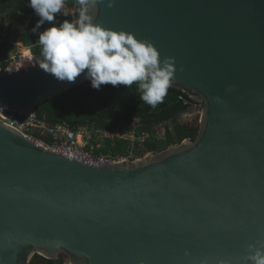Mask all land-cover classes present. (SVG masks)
I'll list each match as a JSON object with an SVG mask.
<instances>
[{
    "label": "water",
    "instance_id": "water-1",
    "mask_svg": "<svg viewBox=\"0 0 264 264\" xmlns=\"http://www.w3.org/2000/svg\"><path fill=\"white\" fill-rule=\"evenodd\" d=\"M103 0L105 28L174 58L169 88L203 104L198 136L89 165L0 121V264H251L264 247V0ZM87 70H85V73ZM38 65L0 75V105L34 115L89 80ZM36 264H43L36 262Z\"/></svg>",
    "mask_w": 264,
    "mask_h": 264
},
{
    "label": "trees",
    "instance_id": "trees-1",
    "mask_svg": "<svg viewBox=\"0 0 264 264\" xmlns=\"http://www.w3.org/2000/svg\"><path fill=\"white\" fill-rule=\"evenodd\" d=\"M78 9V0H65L64 9L56 15V24L65 19L75 20ZM37 20L39 17L29 6L28 0H0V29L6 30L8 38L16 43L21 42L26 46L34 44L38 34H34L31 30ZM5 24H10L8 29L4 27ZM13 26L18 27V30L12 31ZM50 26V23L46 22L39 31ZM14 48L15 46L9 44L0 47L2 69L8 66L9 52ZM36 53L39 54V51L36 50ZM195 104L197 103L182 92L168 88L163 103L153 108L140 99L136 84L131 88L107 84L96 90L88 81L38 106L36 116L39 121L51 127L65 125L73 130L87 127L90 130L108 133L113 137L103 142L102 147L96 152L98 155L129 157L131 160V154L134 152L132 159L136 160L151 152H161L187 139L195 141L199 123L181 121L182 115ZM124 125H135L130 131L121 132L122 135H129L132 131L136 138L135 142L117 135V130ZM158 127L164 128V136L161 139H158L156 131ZM40 137L49 144L52 143L46 136ZM142 137L146 139L141 143ZM140 146L143 148L135 151V148ZM64 258L66 257L62 256L57 261H48L36 255L30 264H36L38 260L43 264H64Z\"/></svg>",
    "mask_w": 264,
    "mask_h": 264
},
{
    "label": "clouds",
    "instance_id": "clouds-1",
    "mask_svg": "<svg viewBox=\"0 0 264 264\" xmlns=\"http://www.w3.org/2000/svg\"><path fill=\"white\" fill-rule=\"evenodd\" d=\"M103 0H78L75 20L52 23L65 7V0H28L39 17L32 28L38 34L41 59L36 64L59 81L74 82L85 73L91 87L137 85L140 99L155 108L163 103L174 79V58L162 61L149 40H140L131 32L116 31L96 22L94 10ZM109 7L112 0H109ZM46 22L50 27L39 31ZM135 118V117H134ZM246 262L264 264V247L249 245Z\"/></svg>",
    "mask_w": 264,
    "mask_h": 264
},
{
    "label": "built area",
    "instance_id": "built-area-1",
    "mask_svg": "<svg viewBox=\"0 0 264 264\" xmlns=\"http://www.w3.org/2000/svg\"><path fill=\"white\" fill-rule=\"evenodd\" d=\"M77 6H75V9ZM9 44L15 46L9 52V64L5 69L0 67V75L5 73L24 72L30 67L36 66L41 59V45L38 36L35 37L32 46L16 43L8 38L6 30L0 29V47ZM39 51V54L36 53ZM0 121L17 128L37 144L64 155L69 158L80 160L89 165H109L129 160V157H115L98 155L96 152L102 147L107 138L113 136L100 130H90L87 127L78 130L70 129L65 125L49 126L39 121L37 116L23 110L9 108L0 105ZM40 136H46L52 143H48Z\"/></svg>",
    "mask_w": 264,
    "mask_h": 264
},
{
    "label": "rangeland",
    "instance_id": "rangeland-1",
    "mask_svg": "<svg viewBox=\"0 0 264 264\" xmlns=\"http://www.w3.org/2000/svg\"><path fill=\"white\" fill-rule=\"evenodd\" d=\"M53 23H56V22H53ZM8 25H10V24H5L4 27L6 29H8ZM14 29L15 30H18V27L13 26L11 30L14 31ZM203 108H204V105L203 104H195V105H193L189 109V111L187 113H185L184 115H182L181 121L184 122V123H195V122H198L199 123L200 116H201V113H202ZM133 127H135V125H133V126L132 125H124L122 128H120L119 130H117V135L119 137L128 138L131 142H135L136 138L132 134V131H131V133L129 135L128 134H126V135H122L121 134V132L130 131L131 128H133ZM156 131L158 133V139L163 138V136H164V128L163 127H158V128H156ZM142 138L143 139H141V143L144 142V140L146 139L145 137H142ZM140 147L135 148V151H138V150H140V149L143 148V147H141V148ZM147 155H145L144 157H146ZM132 156H134V152L131 154V160H133L132 159ZM144 157H142V158H144ZM142 158H138V159H142Z\"/></svg>",
    "mask_w": 264,
    "mask_h": 264
},
{
    "label": "crops",
    "instance_id": "crops-1",
    "mask_svg": "<svg viewBox=\"0 0 264 264\" xmlns=\"http://www.w3.org/2000/svg\"><path fill=\"white\" fill-rule=\"evenodd\" d=\"M53 22H55V21H53ZM53 22H52V23H53Z\"/></svg>",
    "mask_w": 264,
    "mask_h": 264
}]
</instances>
